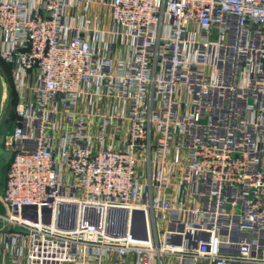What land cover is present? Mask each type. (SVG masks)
I'll use <instances>...</instances> for the list:
<instances>
[{"label": "built area", "instance_id": "built-area-1", "mask_svg": "<svg viewBox=\"0 0 264 264\" xmlns=\"http://www.w3.org/2000/svg\"><path fill=\"white\" fill-rule=\"evenodd\" d=\"M0 60V264H264V0H0Z\"/></svg>", "mask_w": 264, "mask_h": 264}, {"label": "water", "instance_id": "water-1", "mask_svg": "<svg viewBox=\"0 0 264 264\" xmlns=\"http://www.w3.org/2000/svg\"><path fill=\"white\" fill-rule=\"evenodd\" d=\"M4 95H5V86H4V78L0 69V119L3 114V104H4ZM12 111V108H10L7 112V114H10ZM9 132V127L6 124H3L0 128V158L5 162L9 163L11 159V152L5 150L2 147V143L4 142V138L6 133ZM90 209H94L97 216L101 215V210L97 208H90L87 207L84 210L85 216H87V211ZM78 206L75 204H63L60 207V212H59V225L64 228H73L76 225L77 222V217H78ZM117 210H111L110 212V229L114 230L117 233H123L126 227L125 220L126 217L125 212L122 213V219L120 220V225L118 229L114 228V222L116 221L113 216L117 213ZM98 217V218H99ZM97 221V220H96Z\"/></svg>", "mask_w": 264, "mask_h": 264}, {"label": "rangeland", "instance_id": "rangeland-1", "mask_svg": "<svg viewBox=\"0 0 264 264\" xmlns=\"http://www.w3.org/2000/svg\"><path fill=\"white\" fill-rule=\"evenodd\" d=\"M8 69V75L9 76H3L4 78V86H5V95H4V104H3V112L7 113L10 108H15L17 99H18V93L14 89L12 85V79H11V69L7 66ZM11 87H13L14 94H15V102L11 100ZM6 165L3 160L0 159V195L3 191V181L5 179V172H6Z\"/></svg>", "mask_w": 264, "mask_h": 264}, {"label": "trees", "instance_id": "trees-1", "mask_svg": "<svg viewBox=\"0 0 264 264\" xmlns=\"http://www.w3.org/2000/svg\"><path fill=\"white\" fill-rule=\"evenodd\" d=\"M0 69H1V72L3 73L4 76H6V77L9 76L8 75L7 65L2 60H0ZM11 100L13 102H15V94H14L13 87H11ZM5 165L7 167L6 168V172H5V178H6V173H7L8 167H9V163H5ZM2 183H3V186H4L5 179H4V181Z\"/></svg>", "mask_w": 264, "mask_h": 264}, {"label": "bare ground", "instance_id": "bare-ground-1", "mask_svg": "<svg viewBox=\"0 0 264 264\" xmlns=\"http://www.w3.org/2000/svg\"><path fill=\"white\" fill-rule=\"evenodd\" d=\"M3 124H0V128H1V126H2ZM7 125V124H6ZM8 126V125H7ZM9 127V126H8ZM1 159V158H0ZM2 160V159H1ZM96 212H95V210L94 209H90L89 211H87V219L88 220H90V221H96V220H98L99 218V215L97 216V215H94V216H91V215H93V214H95ZM114 228L115 229H118V227H119V225H120V220H117V221H115L114 222Z\"/></svg>", "mask_w": 264, "mask_h": 264}]
</instances>
